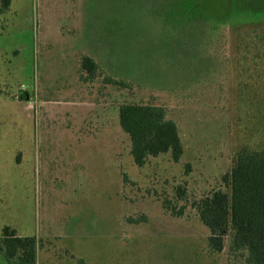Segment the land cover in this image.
Instances as JSON below:
<instances>
[{"label":"rangeland","instance_id":"rangeland-1","mask_svg":"<svg viewBox=\"0 0 264 264\" xmlns=\"http://www.w3.org/2000/svg\"><path fill=\"white\" fill-rule=\"evenodd\" d=\"M4 5L0 236L4 226L35 236L36 264H246L230 236L211 250L195 202L227 189L241 147L264 146V52L242 46L264 27V0ZM85 55L100 64L94 81L80 79ZM126 102L166 108L180 161L135 164L119 124Z\"/></svg>","mask_w":264,"mask_h":264},{"label":"trees","instance_id":"trees-1","mask_svg":"<svg viewBox=\"0 0 264 264\" xmlns=\"http://www.w3.org/2000/svg\"><path fill=\"white\" fill-rule=\"evenodd\" d=\"M3 2L4 6L9 5V0ZM195 3L192 2L190 10L197 7ZM245 36L248 40L242 44L244 52H249V43L254 45L257 54L264 52V27L253 28ZM257 54L255 57L261 56ZM100 70L94 58L81 57L82 81H94ZM105 81L122 88L130 87L124 78L107 75ZM119 124L130 138L131 154L137 166H144L149 157L168 152L173 161H180L184 145L179 127L175 120L168 118L164 106L122 103ZM222 179L226 190H213L195 202L199 218L209 230L208 244L212 251L222 252L230 236V254L243 257L246 264H264V146L241 147L231 170ZM37 246L35 236H21L10 226L3 227L0 253L10 264H36Z\"/></svg>","mask_w":264,"mask_h":264}]
</instances>
